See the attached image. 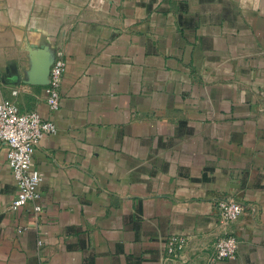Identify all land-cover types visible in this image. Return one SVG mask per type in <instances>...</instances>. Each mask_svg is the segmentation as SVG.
I'll use <instances>...</instances> for the list:
<instances>
[{"label": "crops", "instance_id": "0c3cea01", "mask_svg": "<svg viewBox=\"0 0 264 264\" xmlns=\"http://www.w3.org/2000/svg\"><path fill=\"white\" fill-rule=\"evenodd\" d=\"M0 67V105L58 127L38 218L0 142V264H264V0H0ZM224 199L239 252L211 263Z\"/></svg>", "mask_w": 264, "mask_h": 264}, {"label": "built area", "instance_id": "2783aa9c", "mask_svg": "<svg viewBox=\"0 0 264 264\" xmlns=\"http://www.w3.org/2000/svg\"><path fill=\"white\" fill-rule=\"evenodd\" d=\"M66 67L65 55L58 51L46 89L47 104L52 112L57 111L61 105V87ZM57 133V125L50 119H44L35 110L22 112L16 104L8 101L0 105V142L8 147L7 162L16 185L12 211L17 212L30 206L37 218L44 212L40 204L43 176L34 167L33 153L43 138ZM244 212V206L231 199H224L215 204L214 213L222 233L212 247L211 263L236 259L239 242L237 237L228 231V227L238 221ZM185 246V239L172 238L167 243L169 256L177 257Z\"/></svg>", "mask_w": 264, "mask_h": 264}, {"label": "water", "instance_id": "95a60500", "mask_svg": "<svg viewBox=\"0 0 264 264\" xmlns=\"http://www.w3.org/2000/svg\"><path fill=\"white\" fill-rule=\"evenodd\" d=\"M50 81V80H49ZM48 84H49V82H48Z\"/></svg>", "mask_w": 264, "mask_h": 264}]
</instances>
